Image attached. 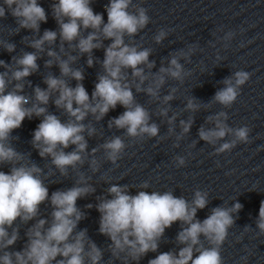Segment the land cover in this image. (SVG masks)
Listing matches in <instances>:
<instances>
[{"label": "clouds", "instance_id": "obj_1", "mask_svg": "<svg viewBox=\"0 0 264 264\" xmlns=\"http://www.w3.org/2000/svg\"><path fill=\"white\" fill-rule=\"evenodd\" d=\"M93 2L52 0L51 15L58 28L45 29L41 34V24L47 23L48 13L39 0H0V19L10 14L19 30L16 34L22 29L31 32L23 40L27 39V47L33 49L13 55L11 63L0 60L3 69L0 71V167H9L8 172L0 170V264H101L104 260L103 249L89 238L87 229L77 230L86 218L77 201L95 193L96 189L88 182L89 178L77 173L78 179L71 188L49 194L45 170L35 162L25 163L24 154L12 144L13 131L26 118H41L32 133L31 146L61 176L68 177L70 169L76 171L78 166H83L89 155L92 157L89 167L95 172L98 171L97 151L103 149L107 160L116 163L127 145L121 136H113L89 154L86 134L93 137L97 130L91 122L85 123L88 117L99 122L119 105L125 110L109 120L110 129L124 130L125 136L133 140L157 137L159 125L151 122L152 114L137 102L135 94L144 93L151 100L168 105L175 98L176 88H171L161 99L160 90L166 79L182 83L190 75L179 61L189 59L195 47L180 50L171 56L167 66L151 72L155 67V62L149 60L152 50L131 42L150 22L146 8L133 0H109L105 5V22L102 13L94 12ZM166 35L161 29L154 39L160 43ZM233 35L228 32L225 39ZM105 41L111 42L105 45ZM0 44L10 54L16 51L14 43L0 41ZM99 49L104 52L103 60L93 55ZM42 56H47L45 68L56 66L60 73L43 77L46 88L33 86L27 79L39 71L37 61ZM82 56L87 57L88 67L100 65L91 95L83 84L84 71L73 67ZM250 75L238 70L225 78L224 87L216 91L212 103L230 108ZM26 88L32 92L26 93ZM50 103L62 115L50 112ZM169 108H159L158 114L166 117ZM200 108L195 98L188 99L186 110L195 112ZM61 116L66 119L62 120ZM175 119L173 115L168 123L171 125ZM227 119V112L221 111L207 117V122L214 125L212 128L199 129V138L210 145L224 141L215 148L217 155L230 152L237 143L249 142V127L232 128ZM192 122V118L180 121L182 132L177 140L190 131ZM168 131L171 133L173 129L170 127ZM228 136L233 139L226 140ZM70 147L72 150L66 151ZM175 163L182 167L186 161L177 156ZM149 188L145 181L139 185L140 190L131 194L127 185L112 184L107 195L97 197L95 205L85 206L95 207L100 214L98 231L111 241L110 258L121 264H139L149 252H158L166 229L179 222L181 227L175 237L178 251L159 252L148 264H224L221 247L235 224L233 214L243 205L237 201L231 207H215L201 221L197 219V212L207 206V192L196 190L189 201L172 191H148ZM42 204L51 208L47 216L41 215ZM17 222L32 223L25 231L27 239L23 248L10 251L21 239ZM255 224L258 234L264 235V201Z\"/></svg>", "mask_w": 264, "mask_h": 264}]
</instances>
